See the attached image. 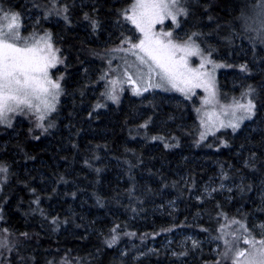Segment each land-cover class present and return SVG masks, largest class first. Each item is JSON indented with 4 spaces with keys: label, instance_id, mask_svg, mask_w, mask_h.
I'll list each match as a JSON object with an SVG mask.
<instances>
[{
    "label": "trees",
    "instance_id": "obj_1",
    "mask_svg": "<svg viewBox=\"0 0 264 264\" xmlns=\"http://www.w3.org/2000/svg\"><path fill=\"white\" fill-rule=\"evenodd\" d=\"M244 1L190 0L192 16L183 25L189 31L199 30L207 22L205 32L222 40L216 26L242 12ZM15 2L16 8L30 7L40 14L45 27L37 29L49 32L60 50L59 70L65 79L52 128L36 130L24 123L10 139L0 134V166L8 170L1 174L5 182L0 189V233L14 250H4V260L15 256V264H233L230 251L223 256L228 249L221 239L222 227L237 220L254 233L252 223L264 222V90L260 99L255 98L260 107L254 130L225 132L203 143L187 128L178 131L167 124L159 130L154 107L142 108L151 103L149 99L127 96L120 104L106 103L103 96L91 94L100 87L88 79L91 69L84 70L86 63L99 64L95 57L102 55L99 43L110 39L117 45L125 38L122 33L128 24L122 13L132 0H0V6ZM24 25L22 33L28 34L32 27L28 22ZM234 28L233 36H239L237 23ZM260 76L264 79V74ZM194 103H179L189 121H195ZM98 104L102 106L97 108ZM185 147L203 157L199 162L187 157ZM218 173L224 174L232 190L202 195L200 187ZM144 174L175 202V211L153 209L156 204L149 207L131 189ZM62 191L67 192L65 200ZM81 191L88 198L81 199ZM52 203L57 204L53 209ZM184 231L196 233L197 247L176 249V255L162 248ZM116 234L117 242L108 247L106 241ZM150 247L151 252H146ZM121 249L131 250L123 256Z\"/></svg>",
    "mask_w": 264,
    "mask_h": 264
},
{
    "label": "rangeland",
    "instance_id": "obj_2",
    "mask_svg": "<svg viewBox=\"0 0 264 264\" xmlns=\"http://www.w3.org/2000/svg\"><path fill=\"white\" fill-rule=\"evenodd\" d=\"M249 2H251L252 5H249ZM135 3L136 0H132L131 7L128 10H130ZM189 3L190 0H187V5L185 4L189 14L187 17L179 18L181 21L179 27L173 24L171 19H165L163 23L154 24L151 28V32L161 40L167 41L168 39H172L174 43H182L188 40L194 32L200 34L192 37L190 41V43L198 46L200 53L198 55L187 56L186 68L182 69L188 73L195 71L198 74L196 79L199 80L201 84L200 87L193 86L195 79L184 82L180 78H177V87H172L171 84L166 82L162 83L156 71H153L149 76L147 64L142 65L139 59V57L144 56V53L140 52L139 49L132 48L133 44H139V42L144 39V34L131 21L125 19L123 16V20L127 21L128 24H126L125 31L122 33L125 35V38L123 37L120 39L117 45H112L114 42L111 44V41H109L110 39L106 43H99L101 48L98 50V53L102 55L95 56L100 60L99 64H96L95 61H91L84 66V70L91 69L88 79L93 81L94 85L100 87L99 91L94 89L91 91V94L93 96L98 94L100 98L103 96L102 101L110 103L111 105L120 104L127 96L134 99H149L151 103L145 102L142 104V108L147 110L146 108L148 105L154 107V116L157 118L155 124L159 130L163 129L167 124H170L178 131L187 128L192 134L196 132V134H194L198 136L200 143L206 142L208 139L225 132L235 135L241 130H254L257 122L256 116L251 120L244 119L240 121L239 128L236 130H233L227 125L230 122L236 123L238 118L244 115L241 110L235 108L236 101H239L241 104H246L248 100H254L257 105L256 115L260 107V102L258 103L255 98L258 99L259 97L260 99V92L264 90V84H261L264 79L260 76L264 74V31H261V29L264 28V14H262L264 13V0H245L242 12H239L232 18L231 16L228 17V20L223 21L224 23H219V25L216 26V31H220L219 33L224 35L222 40L218 38L217 34H215V38L214 35H208L205 32L204 29L209 28L207 22L202 23V29L196 30V28H193V30H187L189 27H185L183 21L188 18L190 14L192 16ZM15 4L16 2L10 6H0V8H3L4 11H16L21 14L23 27L20 31L24 37L28 38V43H35L40 37L45 36V34L50 35L49 32L40 33L37 29L38 26H40V30H42V27L43 29L45 27V23L42 21L37 11L30 7L19 6V8H16ZM127 15H131V11H128ZM201 21L202 19L200 22ZM8 22L7 19L3 18V12H0V27L6 29ZM25 22H28V25L32 27L28 34L22 33V29H26V27L24 28ZM49 22L53 25L58 24V21ZM236 23L239 36L234 37L232 33H234L233 31ZM71 27L73 26L71 25ZM75 28H77V26H75ZM169 31L172 32V37L163 35V33ZM116 38L118 39V36H116ZM90 42H94V39H90ZM51 43L54 46L52 36ZM40 47H44L43 43L40 44ZM229 48L231 49L229 50ZM133 52L136 54L134 55ZM209 53H211V55H209ZM183 55L182 52L176 53L177 58ZM205 57L214 63H206ZM145 59L147 60V57H145ZM202 63L204 64L203 67H201ZM59 65L54 69H50L49 73L53 79L63 77V79L59 81L61 84L65 79V75L59 70ZM215 65H223V67H216ZM243 65L247 66L244 71L241 70V66ZM129 77H131V79H129ZM209 79H211L214 84L212 91L215 92V96H211L209 91L205 90ZM220 79L222 85H220ZM157 84H161L162 86L156 87ZM249 86L255 89V93L254 95L244 96ZM61 87L63 91V86L61 85ZM145 88H147V91H144ZM181 88L184 89V91H180L179 89ZM136 89H139L141 94H134ZM61 95L62 92L55 101L48 98L49 103L55 105V111L61 102ZM112 95L116 96L115 102L111 99ZM161 95L164 97H161ZM257 95L259 96L257 97ZM182 101H185V103H187V101L191 103L195 102V121H189V118L182 114L183 109L179 106V103ZM34 104L37 105L39 110L34 107L32 110H25L24 113L10 112L6 114V121L0 123V134H2L1 136L3 138L10 139L14 137V129L20 127V125L24 123L32 124L36 130L42 128L50 129L53 127V125L52 127H48V125L51 124L55 111L46 110L44 105L38 101H34ZM174 110H177V112H174ZM143 113L144 112L140 115H143ZM41 116H43V119H40ZM7 124H11V127H8ZM38 125H42L43 127ZM202 133L204 134L203 139H201ZM3 143L4 142H2V145ZM184 150L187 152V157L198 162L201 157H203V155H198L196 153V149L193 151L190 147H185ZM20 168H22V172H26V167L19 166L18 169ZM6 173H8V170ZM1 174L3 173H0V189L5 182V174L4 176H1ZM25 175H28V173H25ZM114 177L121 178L118 173H115ZM182 179H184V182H187L185 177ZM124 181V179H120L119 182L124 184ZM45 183V185L48 184V187L51 185L50 180ZM130 183L131 181L128 184ZM155 183L156 180H152L149 176L147 177V175L144 174L139 177L138 181L136 180L133 188L129 185L128 189H134L135 193L144 196H141L140 199H146L149 207L156 204L153 209L159 207L160 210L168 208L175 211V202H170L161 188L154 185ZM36 184H41V181L37 180ZM231 185V183L225 182L224 174L219 175L218 173L215 177L205 182L200 187V190L202 195L209 197L218 190H224L225 192L231 191ZM61 193L63 200H65L64 197L67 192L62 191ZM80 197L83 200L85 197L88 198L84 191L80 192ZM56 206V203H52L50 208L53 209ZM63 211L67 212L65 206ZM252 224L253 228L256 229L254 233L249 232L247 224L244 222L240 223L243 227L237 224L222 227L221 239L224 242L226 241L227 249H232V251H230L232 256L229 258L233 260V264H236L237 261L238 264H264V255L258 251L261 245L256 243L253 247L251 244L244 243L245 238L257 242L264 240V228H261L264 222L259 223L255 220ZM234 225L237 227H234ZM245 229H247V231ZM0 236V241L6 240L5 236H2L1 233ZM175 237L176 238L165 241L162 248L175 253L176 249L184 251L188 248V245L193 246V242H196V244L199 242L198 236L194 232H178ZM208 240L210 239H207V241ZM173 243H175V245H173ZM4 250L14 251L13 247L9 245L7 248H0V264H15V261L12 262L15 256L8 262L4 260ZM130 250L131 249H121L120 253L126 256L129 254ZM151 250L152 247L147 248L146 252H151ZM238 251H243L244 255L239 256ZM223 256L225 258V252ZM17 261L16 259V262ZM178 264L185 263L180 261Z\"/></svg>",
    "mask_w": 264,
    "mask_h": 264
},
{
    "label": "snow or ice",
    "instance_id": "obj_3",
    "mask_svg": "<svg viewBox=\"0 0 264 264\" xmlns=\"http://www.w3.org/2000/svg\"><path fill=\"white\" fill-rule=\"evenodd\" d=\"M186 3L187 0H136V3L130 10L126 9L122 13L125 19L131 21L144 34V39L139 44H133L132 48L139 49L140 52L144 53V56L139 57V59L142 65L147 64L148 75L150 76L153 71H156V74L160 77V81L171 84L172 87H177V78H180L184 82L195 79L193 86H201L199 80L196 79L198 74L195 71L188 73L182 70L186 68L187 56L198 55L200 53L198 46L190 43L192 37L200 34L194 32L188 40L182 43H174L172 39H168L167 41L161 40L151 32V28L156 23H163L165 19H171L173 24L179 27L181 22L179 18L187 17L189 14L188 8L185 7ZM128 11H131V15H127ZM0 12H3V18L9 21L6 29L0 27V123L6 121L7 113H24L25 110H32L34 107L39 110L34 101L42 103L46 110L55 111V105L49 103L48 98L55 101L61 94L62 87L59 81L63 77L53 79L49 70L56 68L59 64H63V58L58 55L60 50L54 48L51 43V36L48 34L40 37L35 43H28V38L24 37L20 31L22 28L21 14L16 11H4L3 8H0ZM64 19L67 20V16ZM85 19H89L87 14H85ZM92 27L93 29L97 27L94 20L92 21ZM261 31H264V28ZM163 35L172 37V32L169 31L163 33ZM41 43H43L44 47H40ZM177 52H182L184 55L177 58ZM133 54L135 55L136 53L133 52ZM145 57H147V60ZM205 62L214 63L206 57ZM203 66L204 64L202 63L201 67ZM215 66L223 67V65ZM246 68V65L241 66L242 71L246 70ZM160 86L162 85H156V87ZM213 88L214 84L209 79L205 90L209 91L211 96H215V92L212 91ZM179 90L184 91L182 88ZM144 91H147V88ZM254 93L255 89L249 86L244 96L254 95ZM134 94H141L140 90L136 89ZM111 99L115 102L116 96L112 95ZM101 106L98 104L97 108ZM235 108L241 110L244 115L239 117L236 123L230 122L227 125L233 130L239 128L240 121L244 119L251 120L256 116L257 105L254 100H248L246 104L236 101ZM40 119H43V116ZM7 126L11 127V124H7ZM38 126L43 127L42 125ZM48 127H52V125L49 124ZM45 131H47V128H45ZM203 136L204 134L202 133L201 139H203ZM36 138L38 139L39 137ZM165 146L167 147L168 145ZM6 172L7 168L0 166V173ZM34 203H38V200L34 201ZM55 222L53 220V223ZM233 223L240 225V221L237 220H234ZM240 227H243V225H240ZM261 228H264V225H261ZM245 230L247 231V229ZM112 231L115 233L116 228H113ZM125 234L135 235V233ZM22 235L28 238L27 233H23ZM118 238V234H116L110 240H107L108 247H112ZM244 243L251 244L253 247L256 243H259L261 248L258 251L264 255V240L257 242L245 238ZM7 247V240L0 241V248ZM193 247H197L196 242H193ZM229 251H232V249H228L225 252L226 257ZM173 254L176 255L175 253ZM186 254L181 253L180 255ZM238 255L243 256L244 252L238 251ZM236 264H238V261Z\"/></svg>",
    "mask_w": 264,
    "mask_h": 264
},
{
    "label": "bare ground",
    "instance_id": "obj_4",
    "mask_svg": "<svg viewBox=\"0 0 264 264\" xmlns=\"http://www.w3.org/2000/svg\"><path fill=\"white\" fill-rule=\"evenodd\" d=\"M119 15V14H118ZM239 38V37H238ZM228 92V91H227ZM238 94V93H237Z\"/></svg>",
    "mask_w": 264,
    "mask_h": 264
}]
</instances>
